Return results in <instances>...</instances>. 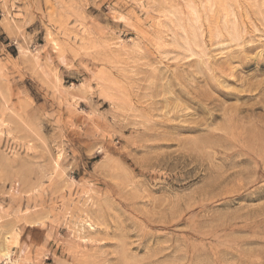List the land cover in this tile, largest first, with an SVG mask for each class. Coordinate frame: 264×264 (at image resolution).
I'll use <instances>...</instances> for the list:
<instances>
[{
	"label": "rangeland",
	"instance_id": "rangeland-1",
	"mask_svg": "<svg viewBox=\"0 0 264 264\" xmlns=\"http://www.w3.org/2000/svg\"><path fill=\"white\" fill-rule=\"evenodd\" d=\"M0 264H264V0H0Z\"/></svg>",
	"mask_w": 264,
	"mask_h": 264
},
{
	"label": "bare ground",
	"instance_id": "bare-ground-1",
	"mask_svg": "<svg viewBox=\"0 0 264 264\" xmlns=\"http://www.w3.org/2000/svg\"><path fill=\"white\" fill-rule=\"evenodd\" d=\"M195 233V232H194ZM4 255H7L8 257H10V250L8 247L4 248ZM201 254V253H200Z\"/></svg>",
	"mask_w": 264,
	"mask_h": 264
}]
</instances>
